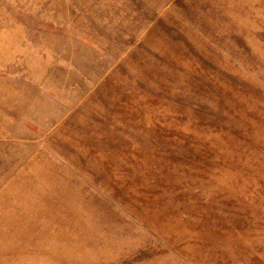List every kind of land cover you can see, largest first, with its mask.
I'll return each instance as SVG.
<instances>
[{
  "label": "rangeland",
  "instance_id": "374dc122",
  "mask_svg": "<svg viewBox=\"0 0 264 264\" xmlns=\"http://www.w3.org/2000/svg\"><path fill=\"white\" fill-rule=\"evenodd\" d=\"M0 264H264V0H0Z\"/></svg>",
  "mask_w": 264,
  "mask_h": 264
}]
</instances>
